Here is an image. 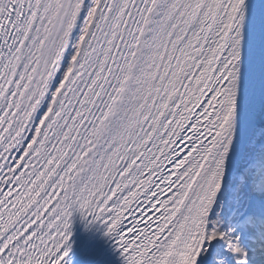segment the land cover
Returning a JSON list of instances; mask_svg holds the SVG:
<instances>
[{
    "label": "snow or ice",
    "instance_id": "6c2138e0",
    "mask_svg": "<svg viewBox=\"0 0 264 264\" xmlns=\"http://www.w3.org/2000/svg\"><path fill=\"white\" fill-rule=\"evenodd\" d=\"M0 264H264V0H0Z\"/></svg>",
    "mask_w": 264,
    "mask_h": 264
}]
</instances>
